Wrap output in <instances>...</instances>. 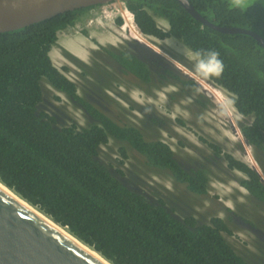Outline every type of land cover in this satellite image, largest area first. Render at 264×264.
<instances>
[{
  "label": "trees",
  "instance_id": "trees-1",
  "mask_svg": "<svg viewBox=\"0 0 264 264\" xmlns=\"http://www.w3.org/2000/svg\"><path fill=\"white\" fill-rule=\"evenodd\" d=\"M124 1L142 32L174 36L194 52L219 53L223 73L210 78L234 93L240 113L252 116L241 124V133L264 149V46L249 33L202 24L177 0ZM190 1L217 24L244 26L264 36V6L258 2ZM92 6L0 32V178L116 264H255L225 238L229 221L219 215L210 221L192 213L178 217L162 198L152 201L132 189L97 157L99 145L112 136L141 152L147 164L168 169L190 191H208L204 169H185L167 142L147 138L135 124L119 122L79 96L76 83L54 64L49 52L58 31ZM155 15L166 18L170 28H162ZM108 53L123 70L149 79L150 69L134 53ZM43 76L77 99L95 121L81 128L75 123L58 127L53 114L38 111ZM180 79L196 89L192 79ZM120 151L126 155L124 147ZM225 157L246 174L240 183L264 200L258 170L229 153Z\"/></svg>",
  "mask_w": 264,
  "mask_h": 264
},
{
  "label": "rangeland",
  "instance_id": "rangeland-1",
  "mask_svg": "<svg viewBox=\"0 0 264 264\" xmlns=\"http://www.w3.org/2000/svg\"><path fill=\"white\" fill-rule=\"evenodd\" d=\"M253 2L264 6V0H243L241 6ZM156 17L162 28H170L166 18ZM132 22L124 0L95 4L58 31L50 49L52 60L76 83L79 96L119 122L135 124L147 138L167 142L185 169H204L208 191H190L168 169L147 164L141 152L112 136L99 145L97 157L132 189L152 201L162 198L178 217L192 213L201 221H210L219 215L229 221L230 231L224 232L227 241L246 259L264 264V200L240 183L246 174L230 166L225 157L229 153L255 168L254 161L264 177V149L249 143L240 130L252 116L237 110L234 93L203 77L195 59L183 61L181 53L193 51L180 39L144 33L135 23L131 28ZM109 49H128L143 58L152 69L151 79L144 82L122 72ZM147 55L162 56L167 64L156 63ZM180 78L192 79L196 89ZM40 81L38 111L53 114L58 127L75 123L81 128L95 121L77 99L44 76ZM229 111L234 122L226 115Z\"/></svg>",
  "mask_w": 264,
  "mask_h": 264
},
{
  "label": "water",
  "instance_id": "water-1",
  "mask_svg": "<svg viewBox=\"0 0 264 264\" xmlns=\"http://www.w3.org/2000/svg\"><path fill=\"white\" fill-rule=\"evenodd\" d=\"M108 1L111 0H0V32L22 27L60 12ZM177 1L202 24L223 32L249 33L264 46V36L254 29L239 25L217 24L198 11L190 0ZM257 170L264 182L261 171ZM0 180L35 205L1 178ZM44 212L58 222L49 213ZM73 234L93 246L75 233ZM93 248L111 263L116 264L94 246ZM0 264L108 263L0 186Z\"/></svg>",
  "mask_w": 264,
  "mask_h": 264
},
{
  "label": "bare ground",
  "instance_id": "bare-ground-1",
  "mask_svg": "<svg viewBox=\"0 0 264 264\" xmlns=\"http://www.w3.org/2000/svg\"><path fill=\"white\" fill-rule=\"evenodd\" d=\"M157 15H155V17H156ZM157 18V17H156ZM158 18H161V17H158ZM133 23H135V22H132V25H131V28H132V26H134V24ZM159 40L158 39H155V42H158ZM164 42H166V41H164ZM160 43V42H159ZM50 54H51V52H49ZM192 53H194V51L192 52ZM192 53H181L183 56H184V62H189L191 59H193V57H192ZM55 64V63H54ZM56 65V64H55ZM57 66V65H56ZM210 78V77H209ZM211 79V78H210ZM217 89H219V88H217V87H214L213 88V90L216 92V94L217 95H219V96H221V93L217 90ZM234 98H235V96H234ZM226 115H230V116H232V121L234 122V115H233V113L232 112H227V114ZM244 143H245V141H244ZM246 155V157H249L250 158V156L248 155V154H245ZM254 166H255V168H257V169H259V166L257 165V163H255L254 161H253V163H252ZM0 186H2L5 190H7L8 192H10L11 194H13L14 196H16L17 198H19L23 203H25L26 205H28V206H30L36 213H38L39 215H41L42 217H44V218H46V219H48L50 222H52V223H54V224H56L61 230H63L66 234H68L69 236H71L72 238H74L75 240H77V241H79L80 243H82L84 246H86V248H88L89 250H91L95 255H97L98 256V258H100V259H102V260H104L105 262H107L108 264H113V263H111V261H109V260H107L101 253H99L97 250H95L94 248H93V246H91V245H89V244H87V243H85L84 241H82V240H80L77 236H75L71 231H70V229L67 227V226H65V225H62V224H60V223H58V222H55L48 214H46L43 210H41L38 206H36V205H33V204H31V203H29L27 200H25L23 197H21V195L20 194H18L16 191H14L13 189H11V188H9L7 185H5L1 180H0Z\"/></svg>",
  "mask_w": 264,
  "mask_h": 264
},
{
  "label": "clouds",
  "instance_id": "clouds-1",
  "mask_svg": "<svg viewBox=\"0 0 264 264\" xmlns=\"http://www.w3.org/2000/svg\"><path fill=\"white\" fill-rule=\"evenodd\" d=\"M242 3L243 0H232V4L235 6H240ZM192 57L196 60V68L203 77H220L222 75L224 65L219 59V53L215 50H209L203 54L196 51L192 53Z\"/></svg>",
  "mask_w": 264,
  "mask_h": 264
},
{
  "label": "flooded vegetation",
  "instance_id": "flooded-vegetation-1",
  "mask_svg": "<svg viewBox=\"0 0 264 264\" xmlns=\"http://www.w3.org/2000/svg\"><path fill=\"white\" fill-rule=\"evenodd\" d=\"M126 50H128V49H126ZM129 51V50H128ZM130 52H132V51H130ZM133 53V52H132ZM111 56V55H110ZM135 56L136 57H138L140 60H142L146 65H147V68H149L150 69V77H149V79H147V80H144V79H142V77H140L138 74H136L135 72H133V71H131V70H129V69H127V70H123L122 69V66L115 60L114 62L116 63H118L119 64V68L121 69V71L122 72H124V73H128V74H130V75H133V76H135V77H137V78H139V79H141L142 81H144V82H147V81H149L150 79H151V76H152V69L150 68V66H149V63L148 62H146L143 58H141L140 56H138L137 54H135ZM148 56V58H150L152 61H154V62H156V63H159V64H161V65H163V66H165L167 63H166V61L163 59V57L162 56H158V55H154L155 57H153V56H149V55H147ZM168 71H170V69H167ZM171 72V71H170Z\"/></svg>",
  "mask_w": 264,
  "mask_h": 264
},
{
  "label": "built area",
  "instance_id": "built-area-1",
  "mask_svg": "<svg viewBox=\"0 0 264 264\" xmlns=\"http://www.w3.org/2000/svg\"><path fill=\"white\" fill-rule=\"evenodd\" d=\"M132 14V13H131ZM132 16H133V14H132Z\"/></svg>",
  "mask_w": 264,
  "mask_h": 264
}]
</instances>
